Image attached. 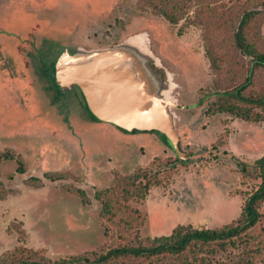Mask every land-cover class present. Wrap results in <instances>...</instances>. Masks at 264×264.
<instances>
[{
	"label": "rangeland",
	"instance_id": "rangeland-1",
	"mask_svg": "<svg viewBox=\"0 0 264 264\" xmlns=\"http://www.w3.org/2000/svg\"><path fill=\"white\" fill-rule=\"evenodd\" d=\"M247 1L193 0L187 18L173 24L140 17L134 0H0V256L19 249V257L42 261L92 258L106 246L105 202L118 195L125 212L118 219L137 218L133 241L239 219L258 183L239 163L252 166L264 155V106L240 103L249 120L208 108L211 93L245 78L232 31L241 9L254 6ZM139 34L174 73L183 157L151 132L119 128L115 113L93 104L99 119H91L75 83L62 90L55 80L63 100L46 86L56 75L49 41L63 46L55 65L62 55L72 60L81 49H108ZM247 34L264 51V14ZM245 93L264 95V68Z\"/></svg>",
	"mask_w": 264,
	"mask_h": 264
},
{
	"label": "trees",
	"instance_id": "trees-1",
	"mask_svg": "<svg viewBox=\"0 0 264 264\" xmlns=\"http://www.w3.org/2000/svg\"><path fill=\"white\" fill-rule=\"evenodd\" d=\"M192 1L134 0V13L140 17L163 16L170 23L177 24L179 20L186 19L189 15L188 5H191L189 2ZM247 4L254 6L250 9H241L233 22L232 31L233 48L247 62L245 78L234 88L211 93V96H215L216 99L208 108V112L211 114L230 113L249 120L252 115L240 108V103L264 106V95L252 97L245 93L253 85L256 71L264 68V51L249 39L247 29L253 21L264 14V0H248ZM49 45L52 46L49 56L51 54L53 59L48 67L54 70V59H57L63 46L53 41H49ZM54 77L52 72L46 86L51 89L55 88L58 97L63 100V94L62 92V95L60 94ZM76 95L80 97L82 106L88 113V108L84 105L86 104L85 98L80 93ZM53 102L56 105V99H53ZM201 102L198 103L201 104ZM62 105L63 103L60 104V108ZM89 115L92 119V113ZM255 119L260 120V115L257 114ZM93 120H96L95 117ZM151 133L171 147L162 133L158 131ZM177 158L180 160L179 157ZM239 165L245 177H251L258 183L246 198L239 219L234 222L218 228L179 225L168 235L144 239L137 237L136 241H133L132 231L137 224V218L133 215L130 217L123 215L118 219L120 215L125 214L122 210L123 203L119 201L118 195L115 199L112 197L105 202L102 214L103 222L106 224V246L103 250L93 254L92 258L86 255H74L60 258L56 262L42 261L31 257H19L17 254L19 249H15L1 255L0 264H256L264 262V212L262 211L264 155L255 160L252 166L247 163H239ZM17 172L24 173L25 171L20 165ZM135 179H137L136 176ZM145 187L148 188L147 185ZM4 197L0 193V199ZM223 253H227L226 258L220 257Z\"/></svg>",
	"mask_w": 264,
	"mask_h": 264
},
{
	"label": "water",
	"instance_id": "water-1",
	"mask_svg": "<svg viewBox=\"0 0 264 264\" xmlns=\"http://www.w3.org/2000/svg\"><path fill=\"white\" fill-rule=\"evenodd\" d=\"M80 51L72 60L59 57L55 64L58 86L64 90L75 83L96 119L92 104L103 113H115L120 120L111 122L119 128L162 133L183 157L173 112L177 85L161 80L152 68L151 62L159 67L162 64L146 35H135L108 49Z\"/></svg>",
	"mask_w": 264,
	"mask_h": 264
},
{
	"label": "flooded vegetation",
	"instance_id": "flooded-vegetation-1",
	"mask_svg": "<svg viewBox=\"0 0 264 264\" xmlns=\"http://www.w3.org/2000/svg\"><path fill=\"white\" fill-rule=\"evenodd\" d=\"M125 40H123L122 42H124ZM122 42H120V43H122ZM150 64H151L152 68L155 70V72L160 76L161 80L166 81V82H169V81L174 82L173 81L174 80L173 79L174 73H172L171 70H169L168 68L162 69L161 67L157 66L154 62H151ZM174 83L177 84L176 81ZM175 93H176V91H174V94Z\"/></svg>",
	"mask_w": 264,
	"mask_h": 264
},
{
	"label": "crops",
	"instance_id": "crops-1",
	"mask_svg": "<svg viewBox=\"0 0 264 264\" xmlns=\"http://www.w3.org/2000/svg\"><path fill=\"white\" fill-rule=\"evenodd\" d=\"M96 119V118H95Z\"/></svg>",
	"mask_w": 264,
	"mask_h": 264
}]
</instances>
